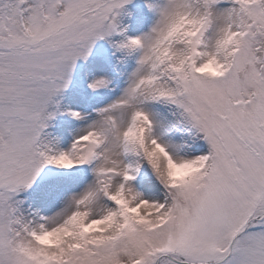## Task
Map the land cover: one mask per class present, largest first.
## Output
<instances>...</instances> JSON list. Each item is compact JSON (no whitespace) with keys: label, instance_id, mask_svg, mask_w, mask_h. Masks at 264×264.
<instances>
[{"label":"snow or ice","instance_id":"6c2138e0","mask_svg":"<svg viewBox=\"0 0 264 264\" xmlns=\"http://www.w3.org/2000/svg\"><path fill=\"white\" fill-rule=\"evenodd\" d=\"M0 264H264V0H0Z\"/></svg>","mask_w":264,"mask_h":264},{"label":"rangeland","instance_id":"374dc122","mask_svg":"<svg viewBox=\"0 0 264 264\" xmlns=\"http://www.w3.org/2000/svg\"><path fill=\"white\" fill-rule=\"evenodd\" d=\"M61 124H62V122H61ZM42 179H43V177H42Z\"/></svg>","mask_w":264,"mask_h":264}]
</instances>
